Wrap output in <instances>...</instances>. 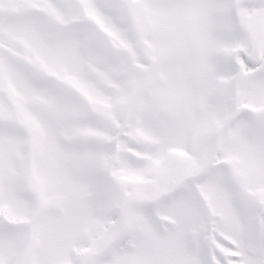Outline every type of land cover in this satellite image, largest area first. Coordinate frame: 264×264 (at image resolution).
Segmentation results:
<instances>
[{
	"label": "snow or ice",
	"instance_id": "snow-or-ice-1",
	"mask_svg": "<svg viewBox=\"0 0 264 264\" xmlns=\"http://www.w3.org/2000/svg\"><path fill=\"white\" fill-rule=\"evenodd\" d=\"M0 264H264V0H0Z\"/></svg>",
	"mask_w": 264,
	"mask_h": 264
}]
</instances>
